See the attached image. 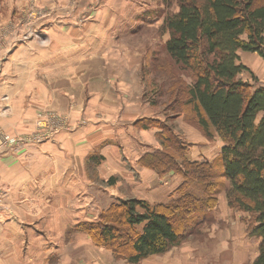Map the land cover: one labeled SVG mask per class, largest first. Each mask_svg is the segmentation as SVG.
I'll return each instance as SVG.
<instances>
[{"label": "rangeland", "instance_id": "obj_1", "mask_svg": "<svg viewBox=\"0 0 264 264\" xmlns=\"http://www.w3.org/2000/svg\"><path fill=\"white\" fill-rule=\"evenodd\" d=\"M113 6L116 8L112 12L109 8ZM119 7L132 12V16L125 20V24L142 27L139 30L137 29L136 32L126 30V27L119 28L118 13H115ZM143 7L144 9H142ZM140 10L149 11L150 17L141 20L139 18ZM176 10V3H170L168 6L164 3V0H133L132 2H126L125 0H0V142L4 141L7 135L11 138L15 137L17 140L10 149L7 148L6 151L0 153V157L3 154H11L14 160L12 162L8 161L9 164H0V221L3 216L5 219L9 218L10 221L14 219L22 220L19 226H4L6 227V233L10 234L16 232L17 228H23L25 250L36 247L33 241L39 237V234L42 233L45 237L50 234L48 228L39 222L48 217L52 207L56 206V204L53 205L55 200L59 201L61 199L69 202L71 199L79 202L86 198L87 204L99 205L101 213L112 203L121 199V197L116 198L109 193L108 186H111V182L102 180L97 173L96 160L94 161L92 158L95 155L97 157L100 155L97 150L93 152L95 155L89 157V160L85 162L91 181L90 186L94 187L89 194L80 192L64 193L58 191V185L57 187L53 185V188L52 186H41L40 188L39 185V187H34L36 190L31 188L25 192L20 188L26 184L23 181L27 182L28 175L32 176L30 174L32 170L36 172L41 166L42 160L40 159V153H38L39 148L48 142H53L61 133L71 134L74 131H81L86 123L91 122V120H96L97 118L100 120L107 117L108 113L98 110L101 100H103V97L98 95L101 91L100 89L105 86L109 88V91L107 90L109 92L107 99L109 103L111 98L120 94L118 81L114 79L119 73L122 75V81L130 84L127 98H123L124 93L121 90L122 104L129 101L131 113L141 111L148 116H154L152 119H144L142 122L144 123V128L155 127L157 129V138L163 127L167 131L170 126H173L174 131L181 138L180 145L183 143L184 146L181 149L180 146L178 147V142L177 146H175L178 151L174 147H170L167 150L178 156L179 159L186 152L188 153V158L191 159V148H194L192 142L198 138V130L202 133L201 138L207 143L209 142L210 146L216 147L219 144L220 140L216 138L217 136L208 137L199 128L193 117L185 116L184 120L178 123L176 121L177 117L173 119L178 108L167 109L166 107L171 101V98H167L164 94L165 88L171 83L170 76L174 75L172 72L177 73L176 75L178 76L182 73L169 60L164 50V40L167 34L161 30V26L158 27V23L161 20L160 17H164L167 11ZM145 20H153V22ZM100 24L104 28L99 27ZM99 28H101V31H99ZM114 28L116 31L118 29L120 31L113 32ZM84 36H89L90 38L93 36L95 37L93 39L98 41L95 42L89 38L88 47L84 48ZM101 36L104 37L100 38ZM101 40L103 42L100 45ZM52 42L57 44L56 48L59 50L56 53L57 56L54 55V57L64 55V50L62 51L61 46H69L68 48H71V50L67 48V53L64 55L66 60H59L55 66L51 65L52 68L54 67L53 70L48 67L50 63L47 65L41 63L42 58L45 56L44 54L49 50L48 44ZM34 43L37 45H34ZM20 47L24 49H21V55H17ZM96 48L99 55L104 56L103 58L105 59L103 61L105 65L101 66H106L109 69L104 70L107 73V81L100 78L102 73L98 75L96 72L97 67H99L97 59L91 58V53L95 52ZM24 50H26L25 53ZM87 56L90 61L86 65H89V69H93L91 73L84 70V57ZM166 61L168 66L154 68L156 62L165 64ZM64 63L67 65L65 66ZM133 63L136 64L135 68H138L137 73L140 82L134 76L131 77L130 75L129 80L123 76H127L126 70L128 71L129 66ZM70 68L71 71H69ZM135 68L132 70L136 71L134 70ZM34 71L37 74L35 77L37 85L32 87L30 81L26 80L28 79L26 75L24 76L23 74ZM184 75L187 82H190L191 78L187 73H184ZM15 76H18L20 80H14ZM14 84L21 85L24 89H27L26 86L33 88L34 94L31 91H27L28 93L16 94L13 97L6 90L11 89ZM137 93H140L141 100L144 102L143 104L146 103L145 105L135 106L131 104L137 101ZM115 99L118 101V97H115ZM113 103L110 104V108L113 107ZM12 105L19 109L14 114L22 122L17 120L13 129H8L4 127L2 117L11 112ZM156 115H159L160 118L155 117ZM142 122L138 124L141 125L143 124ZM21 123L24 125L23 129L16 127V124ZM109 131L117 133L116 129ZM117 137L118 141L121 140L125 144L127 139L131 140L133 138L136 140L138 135L127 127L121 128ZM110 138L113 139V137H108L107 140H110ZM183 151L185 152L183 153ZM147 156H149L147 160H151L152 154H147ZM200 158L201 161L207 159L205 157ZM151 161L154 162V158ZM51 164L48 162L50 167H52ZM186 168L192 170L190 166H186ZM154 170L157 171L156 169ZM174 174L179 175V183L172 189L170 181L165 183L158 195L169 189L168 193H170L167 195L171 199V194L183 181L181 174L176 171ZM31 176L29 178L30 183L33 178ZM221 180L224 179L221 178L212 182L218 184ZM19 184L23 185L20 186ZM159 187L161 185L158 183L156 191ZM124 188L121 187V190L123 191ZM132 197L138 198L132 193L122 198ZM169 198L149 202L152 204L166 203L170 200ZM199 206L201 207L202 205L199 204ZM80 208H83V206H74L72 212L75 218L83 213V218L85 216L93 218V213L97 210L90 207L84 212V208L83 210ZM181 212L182 217L185 218L192 211L183 208ZM232 212L235 217L237 216L247 226L249 233L250 228L246 222V213L237 210ZM221 213L222 210L215 207L211 216L213 220L210 219L209 222L204 223L197 232L188 236L179 245L173 246L170 251L168 250L169 252L163 253L164 255H151L138 263L129 262L126 257L119 256L108 246L98 245L93 240L92 242L98 247L114 253V258L110 256L112 258L111 264H228L226 260H231V258H235L236 262L243 260V264H248L254 252L250 251L247 254L246 252H241V250L235 251L234 244H238L239 240L232 241L233 248L228 249L227 241L231 234L227 231V227L220 229L218 223L215 222V218L219 217ZM34 216H37V218L41 217V220L37 221L38 224L33 219ZM99 218L100 214L93 220L98 221ZM182 219H173V221L176 225L184 227ZM213 222L216 224H212ZM82 231L87 233L85 230ZM234 233L237 232L235 231ZM250 236L253 235L250 234ZM74 239V236L72 237L67 231L63 242L66 246L63 245L60 256L52 252L51 255H46L49 257L46 258L44 264H88L92 257L91 251H88V249L91 248L78 247ZM46 242H43V244L45 245ZM54 243L59 245L61 242L56 240ZM9 244L12 245L13 243L9 241ZM104 260H107V258L104 257ZM105 262L109 264L107 261Z\"/></svg>", "mask_w": 264, "mask_h": 264}, {"label": "trees", "instance_id": "obj_2", "mask_svg": "<svg viewBox=\"0 0 264 264\" xmlns=\"http://www.w3.org/2000/svg\"><path fill=\"white\" fill-rule=\"evenodd\" d=\"M164 3L177 5L176 11H167L161 30L169 34L164 50L182 73L170 76L164 94L171 101L166 107L178 108L173 119L193 117L208 137H220L223 145L213 160H191L185 151L179 159L167 149L178 151L176 144H184L173 126L167 131L163 127L158 137L163 148L152 153L154 162L146 163L160 174L176 171L183 176L171 199L152 204L121 198L104 209L98 221L80 227L96 244L138 263L167 252L213 220L218 194L225 191L229 207L246 213L249 233L261 238L252 264H264V84L254 75L251 81L241 76L248 67L239 54L251 51L264 57V0ZM165 65L167 61L156 62L154 68ZM221 178L218 184L212 182ZM183 208L192 211L185 218ZM179 218L184 227L174 223Z\"/></svg>", "mask_w": 264, "mask_h": 264}, {"label": "crops", "instance_id": "obj_3", "mask_svg": "<svg viewBox=\"0 0 264 264\" xmlns=\"http://www.w3.org/2000/svg\"><path fill=\"white\" fill-rule=\"evenodd\" d=\"M125 1L132 2L133 0ZM115 8L116 7L113 6L112 8H109V10L113 12ZM142 9H144V7ZM128 11L129 10H126L125 8L120 9V7L117 11H115V13H118V18L120 22V26L118 27H126V30L136 32L137 29L139 30L142 26H132V24L130 25L127 23L125 24V20H128V17L132 16V12ZM140 11L141 13H139V18H141V20L150 17L149 11ZM160 19L161 20L158 23V27L163 24L164 17H160ZM145 21L153 22V20ZM122 25L123 27H121ZM99 27L104 28V26H101V24L99 25ZM99 31H101V28H99ZM117 31H120V29H118ZM117 31L114 28L113 32ZM165 33L167 35L166 39L164 40V44L169 37V34L167 32ZM103 37L101 36L100 38ZM89 38V36H84V48L88 47ZM93 38L95 37L92 36L90 39ZM94 41L97 42L98 40L96 39ZM102 42L103 41L101 40L100 45ZM34 45L37 44L34 43ZM56 46L57 44L55 42L48 44L49 50L47 49L48 51H46V53L44 54L45 56L42 58L41 61V63L45 65L50 63V66L48 67L52 70L54 69V67L52 68L51 65L55 66L57 61L63 59L66 60V57L64 55L67 53V48L69 47L61 46L60 48L62 49V51L64 50V55H60V57H54V55H56V53L59 51L57 50L58 48H56ZM22 48L23 47L18 48L17 55H21ZM68 49L71 50V48ZM26 50H24V53L26 52ZM95 50V52L91 53L92 56H90L92 59H97V64L99 67H97L96 72L98 75H101L102 73V76H100V78L107 81V73L104 70L109 69L106 66L102 67L103 65H105L103 62L105 61V59L103 58L104 56L99 55V52H97V48ZM239 54L241 57V61L248 67V70L243 71L241 76L245 80L251 81L252 76L254 75L258 78L260 84H264V57L258 52L251 51H240ZM88 61H90V58H88V56L84 57V70L91 73L93 69H89V65H86ZM22 62L24 61L22 60ZM24 64H26V62H24ZM64 65L66 66L67 64L64 63ZM131 66L133 67L131 68ZM135 67V63L131 64L129 66L128 71L126 70L127 76H123L125 78L127 77L128 80L130 79V75L131 77L134 76L137 81L140 82L137 73L138 68ZM59 68H61V66H59ZM133 68H135L134 70L136 71H133ZM69 71H71V68L69 69ZM35 72L36 71L32 73L23 74L24 76L26 75V78H28L26 80L30 81V85L32 87L34 85H37L35 79L37 74ZM121 77L122 75L119 73L114 78L118 81V87L120 88V94L115 96L116 98L118 97V101L115 99V97L111 98L110 103L107 101L109 94L108 86H105L104 88L100 89L101 91L99 92L98 96L103 97V100H101V105L98 110L104 113H108L105 119L98 120L99 118H97L96 120H91V122L86 123L84 128H82V130L84 131H74L71 132V134L61 133L53 142H48L44 146L39 148L38 153H40V159L42 160L41 166H39L36 172H33L32 170V172L30 173L32 174V176L28 175L29 177L26 179L27 182L23 181V183H26L23 187H20L23 192L28 191L31 188L34 189L35 186L39 187V185L40 188L41 186H52L53 188V185L54 187H57L58 185V191H62L64 193L80 192L89 194L94 187L90 186L91 181L89 179L88 172L85 167V162L89 160V157L94 156L95 154L93 152L97 150L99 151L100 155H98V157L96 155L92 157L94 161L96 160L95 162L98 168L97 173L102 180L109 181L110 178H113V181H111V186H108V189L110 191L109 193L114 195L116 198H122L127 194L131 193L136 195V197L138 198H142L151 202L161 201L163 200V198H169L168 195L170 192L168 193V188H166L168 190L163 191L164 193L161 192L160 195H158V192L161 190L163 185L169 181L171 183V189L174 188V186L179 183L180 177L179 175L174 174L173 171H171L170 173L160 174L155 171L152 167H150L149 164L146 163V160L149 157L147 156V154H152L156 150L162 149V144L156 137L157 129L155 127H143L144 123L142 122V120L149 118L152 119V117L154 116H148L146 115V113L141 111L138 113H136V111L131 113V110H129L130 102L128 101L125 102V104H122V93H124L123 98H125L127 96L128 89L130 90V88L128 87L130 84H127V82L124 83ZM14 80L20 79L18 76H15ZM11 87L12 88L6 90V92L8 94H12L13 97L14 95L16 96V94L28 93L27 91H31L34 94V89L28 88V86H26L27 89H24L21 85L17 84H14ZM137 98V101L131 103L132 105L143 106L146 104H143L144 102H142L141 100L140 93H137ZM112 103L113 107L110 108V104ZM12 106V113L9 112L4 117H2V123L4 127L8 129H13L16 123L15 121L18 120L14 112L19 109H17L15 105ZM155 117L160 118L159 115H156ZM184 117L185 115L182 114L177 117L176 121L180 123V121L182 122L184 120ZM18 121L22 122L20 120ZM139 122L143 123L141 124L142 126L138 124ZM17 126L20 127L19 129L24 128V125L22 123L16 124V127ZM127 127L131 128L132 131H134V133L138 135V138L136 140L133 138H131V140L127 139L125 141V144H123L121 140L118 141L117 135L118 131L121 128ZM113 129H116L117 133L109 131ZM197 134L198 138H196L192 142L194 144L195 149H190L192 151L191 159L193 160L198 158L200 160V157H205V159L207 158L209 160H213L214 158H216L219 155L221 147L223 145V141L221 140V138L218 136L216 137L220 141L219 144L216 145V147H213L210 146L209 142L207 143L206 141H204V139L201 138L202 133L200 130L197 131ZM108 137H113V139L110 138V140H107ZM7 155L3 154L0 157V164H9L8 161H14L12 159L13 156H11V154H9L8 156ZM48 162L52 163V167L48 165ZM30 176L33 177L31 179V183L29 181ZM158 183L159 185H161V187H159V189L156 191V185ZM19 185L21 186L23 184ZM121 187H125L123 191L121 190ZM20 188H18L19 191H21ZM219 194L220 195L218 205L216 206V208L222 210V213L219 217L215 218V222L218 223L220 229L227 227V231L231 234V237H229L227 241L228 249L233 248L232 241L239 240L238 244H234L235 251L241 250V252H246L247 254L250 251L254 252L252 255V259H250L248 263L252 264L258 255L259 242L261 238L256 235L250 236L247 231V226L237 216H234L235 214L232 212L233 210L229 207L226 192L222 191ZM77 201L78 200L71 199L69 200V202L61 199H59V201L55 200L53 202V205L56 204V206L52 207V209L49 207L52 211L49 213L48 217H45L43 220H41V217H33V219L36 220L37 224V221L41 220V222L39 223L48 228L50 234L46 236L47 238L44 236V234H39V237L37 239H34L33 241L36 247H32V249L30 250H25V233L23 228H17V231L13 234L6 233L7 226H19L22 220L14 219L10 221L9 218L5 219L3 216L0 221V264H44L46 258L49 257L46 255H51L52 252H55L60 256V251H62L64 245L63 242L67 231L72 237L74 236V240L76 241V245H78V247L84 246L91 248L88 249V251H91L92 260L90 258L88 264H106L105 261L111 264V257L114 258V253L112 251H108L104 248L98 247L92 242V238L87 233L80 230L81 224L87 221H94L93 219H96L99 216L101 207L97 204H87L88 202L86 198H83L79 202ZM75 205H82L84 208V212H86V210L90 207L94 208V210L96 208L97 210L94 211L93 218H90V216H85L83 218L82 215L84 213L80 214L77 218H75L74 213L72 212ZM83 208L80 209L83 210ZM215 222H213L212 224L215 225ZM4 225H6V227ZM77 227L79 228L77 229ZM235 231L237 233H234ZM56 240L61 243L59 245H56V243H54ZM9 241L13 244L10 245ZM45 241L47 242L44 245L43 242ZM104 257H106L107 260H104ZM226 262L228 264L244 263L243 260L240 262H236L235 258H231V260H226Z\"/></svg>", "mask_w": 264, "mask_h": 264}, {"label": "built area", "instance_id": "obj_4", "mask_svg": "<svg viewBox=\"0 0 264 264\" xmlns=\"http://www.w3.org/2000/svg\"><path fill=\"white\" fill-rule=\"evenodd\" d=\"M17 140L15 137H10L9 135L6 136L4 141L0 142V153L4 152L7 150V148H11L12 144L15 143Z\"/></svg>", "mask_w": 264, "mask_h": 264}]
</instances>
